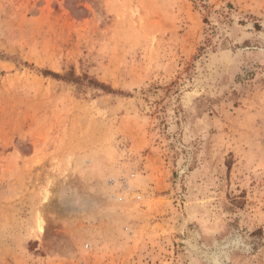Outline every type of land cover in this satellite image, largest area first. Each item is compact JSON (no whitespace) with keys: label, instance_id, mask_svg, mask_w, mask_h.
I'll use <instances>...</instances> for the list:
<instances>
[{"label":"rangeland","instance_id":"rangeland-1","mask_svg":"<svg viewBox=\"0 0 264 264\" xmlns=\"http://www.w3.org/2000/svg\"><path fill=\"white\" fill-rule=\"evenodd\" d=\"M0 264H264V0H0Z\"/></svg>","mask_w":264,"mask_h":264},{"label":"trees","instance_id":"trees-1","mask_svg":"<svg viewBox=\"0 0 264 264\" xmlns=\"http://www.w3.org/2000/svg\"><path fill=\"white\" fill-rule=\"evenodd\" d=\"M43 74L45 75H51L53 77H56V78H61V79H65V80H70V81H79L80 80V77L78 76H75L73 72H67L65 74H58V73H55V72H52V71H48V70H43L42 71ZM89 83H92L93 85H96V86H99L107 91H111V89L109 87H106V85L104 83H100L96 80H90Z\"/></svg>","mask_w":264,"mask_h":264},{"label":"bare ground","instance_id":"bare-ground-1","mask_svg":"<svg viewBox=\"0 0 264 264\" xmlns=\"http://www.w3.org/2000/svg\"><path fill=\"white\" fill-rule=\"evenodd\" d=\"M45 199H47L46 195L43 197V200H45ZM36 231L38 234H41L43 231V224H42L40 217L37 218Z\"/></svg>","mask_w":264,"mask_h":264}]
</instances>
